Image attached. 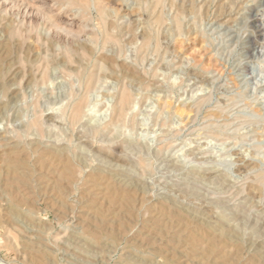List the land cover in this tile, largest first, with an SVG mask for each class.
I'll return each mask as SVG.
<instances>
[{
    "label": "rangeland",
    "instance_id": "rangeland-1",
    "mask_svg": "<svg viewBox=\"0 0 264 264\" xmlns=\"http://www.w3.org/2000/svg\"><path fill=\"white\" fill-rule=\"evenodd\" d=\"M0 264H264V0H0Z\"/></svg>",
    "mask_w": 264,
    "mask_h": 264
},
{
    "label": "bare ground",
    "instance_id": "bare-ground-1",
    "mask_svg": "<svg viewBox=\"0 0 264 264\" xmlns=\"http://www.w3.org/2000/svg\"><path fill=\"white\" fill-rule=\"evenodd\" d=\"M162 1V0H161ZM160 3V2H159ZM86 4V3H85ZM86 7V6H85ZM110 37V36H109ZM108 37V38H109ZM111 39H112V37H111ZM114 41V40H113ZM110 43H111V41H110ZM147 43V42H146ZM150 43V42H149ZM148 45V44H147ZM145 47V46H144ZM67 55V54H66ZM69 56V55H68ZM100 68V67H99ZM88 80V79H87ZM90 81V80H89ZM88 84V83H87ZM122 93V95L120 96V98H118L119 99V101H118V103H116L117 104V108H116V113H117V116L119 117V118H123V116H124V112H125V108H126V106L128 107L129 106V101H130V99H129V96L126 94V93H123V92H121ZM120 93V94H121ZM83 101H84V99H82ZM75 103H77V102H75ZM82 103H85V101L84 102H82ZM81 101H80V103H77V104H75V106H72V107H74V109L73 108H71V109H73V112H72V115H71V118H72V120L73 121H75L74 123H76V121L77 120H80L81 118H79L80 117V114H81ZM116 106V105H115ZM127 113V112H126ZM114 116V115H113ZM116 116V117H117ZM127 116V115H126ZM70 117V116H69ZM36 118H39V117H36ZM114 118V117H113ZM116 119V118H115ZM36 120V121H35ZM34 121V125H32V126H36V128L38 127V125H39V123H40V120H38V119H35ZM123 120V119H122ZM31 122V121H30ZM73 123V122H72ZM31 124H33V123H31ZM35 128V127H34ZM37 129H39V127L37 128ZM95 132V131H94ZM116 145V144H115ZM102 148V147H101ZM108 148V147H107ZM103 149V148H102ZM106 149V148H105ZM115 149H117L116 147H115ZM113 150V149H112ZM116 151V150H115ZM115 151H113L114 153H116ZM117 154V153H116ZM119 155V154H118ZM119 158V157H118ZM15 239V238H14Z\"/></svg>",
    "mask_w": 264,
    "mask_h": 264
}]
</instances>
